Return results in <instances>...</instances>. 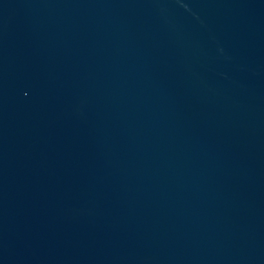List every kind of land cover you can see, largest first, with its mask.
I'll list each match as a JSON object with an SVG mask.
<instances>
[{"label":"water","instance_id":"95a60500","mask_svg":"<svg viewBox=\"0 0 264 264\" xmlns=\"http://www.w3.org/2000/svg\"><path fill=\"white\" fill-rule=\"evenodd\" d=\"M0 264H264V0H0Z\"/></svg>","mask_w":264,"mask_h":264}]
</instances>
